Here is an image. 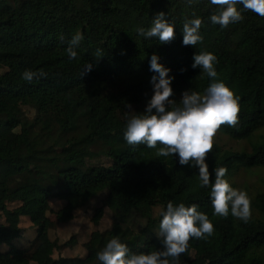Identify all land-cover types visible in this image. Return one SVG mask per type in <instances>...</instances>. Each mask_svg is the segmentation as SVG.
<instances>
[{"label":"trees","instance_id":"16d2710c","mask_svg":"<svg viewBox=\"0 0 264 264\" xmlns=\"http://www.w3.org/2000/svg\"><path fill=\"white\" fill-rule=\"evenodd\" d=\"M217 11L210 0H0V247L10 246L0 250V264H44L74 245L75 238L61 245L50 232L72 222L99 195L104 199L92 220L99 225L108 209L112 226L91 233L84 257L53 264H100L97 253L115 237L130 254L159 250L160 241L151 233L162 217H154V209L185 193L184 204H197L215 231L192 239L179 258L195 252L208 255V264H264V181L250 196L248 223L231 214L217 217L211 188L199 187L198 168L180 165L178 156L157 157L156 149L124 139L128 119L143 113L154 94L155 73L149 69L156 54L171 69L177 106L185 91L204 93L214 82L240 97L238 124L222 126L218 134L246 140L250 150L234 151L216 141L206 161L210 172L226 167L225 178L237 189L236 174L264 168V134L252 141L264 131V17L244 11L241 22L222 29L210 21ZM160 12L176 27L170 44L137 31L150 28ZM195 17L203 20V42L184 46L183 24ZM77 32L83 40L77 58L69 60L65 50ZM197 52L217 57L215 80L192 67ZM89 62L93 69L82 76ZM27 69L47 75L29 83L22 79ZM24 107L36 111L35 121L26 120ZM45 137H56L54 146L46 148ZM97 144L102 153L90 151ZM101 155L108 164L91 163ZM52 199L62 206L55 210ZM133 214L146 220L142 243L129 226ZM24 217L36 226V236L28 247L18 248L13 242L23 234Z\"/></svg>","mask_w":264,"mask_h":264},{"label":"clouds","instance_id":"9594fccd","mask_svg":"<svg viewBox=\"0 0 264 264\" xmlns=\"http://www.w3.org/2000/svg\"><path fill=\"white\" fill-rule=\"evenodd\" d=\"M188 2L191 3L192 0ZM210 3L218 9L210 16V21L222 29L241 22L244 11L264 17V0H210ZM202 24L203 20L199 17L185 21L182 28L184 46H196L203 42L200 34ZM175 28L165 18V14L160 12L150 28H139L137 31L145 38H158L160 44H170L176 38ZM82 40L83 35L77 32L69 41L65 50L69 60L77 58L76 49ZM159 60L156 54L150 59L149 70L155 73L150 81L154 94L143 113H137L128 119L124 139L132 146L146 145L149 149H156L157 157L178 156L180 165L191 164L198 168L199 187L211 188L214 216L227 218L231 214L234 218L248 223L252 216L248 193L234 188L225 178L228 171L226 167L212 170L215 174L213 182L212 172L206 162L214 150L221 127H236L238 124L240 97L225 83L214 82L204 93L185 91L177 106L176 100L172 99L174 77L169 76L171 69L165 68ZM193 60V68H201L204 74L215 80V64L218 61L214 54L197 52ZM92 69L91 62L85 64L82 76ZM46 75L43 70L27 69L22 73V79L31 83ZM198 207L197 204L176 205L168 201L166 210L160 212L162 219L156 234L161 245L159 250L130 254L127 244L115 237L97 253L98 261L100 264H176L179 257L189 249L192 239L202 240L214 235L213 222L207 214L198 211Z\"/></svg>","mask_w":264,"mask_h":264},{"label":"rangeland","instance_id":"374dc122","mask_svg":"<svg viewBox=\"0 0 264 264\" xmlns=\"http://www.w3.org/2000/svg\"><path fill=\"white\" fill-rule=\"evenodd\" d=\"M7 1L14 3V0ZM23 111L27 121H35L36 111L34 109L24 107ZM263 134L264 131L258 133L252 141L257 140ZM51 138L45 137L44 140L47 142L45 145L46 148L50 145L54 146L56 137ZM216 141L220 142V144H223L225 148L234 151H242L244 149L250 150V144L246 140L233 141L227 136L217 134ZM103 150L104 148L100 144H97L90 148V151L95 153H102ZM59 152L61 151L59 150ZM108 162V158L104 155H101V157L94 159V161L91 163L108 164ZM233 181L237 189L246 191L249 197L253 196L262 189V181H264V168H254L252 170L241 171L234 176ZM102 199H104V196L99 195L97 199H94V201L90 205L78 210L75 213L76 218L72 222L67 224H59L50 232L51 239L53 241H58L61 245L68 243L72 238H75L76 243L70 247H64L61 251H56L54 256L51 259L47 260L44 264H53L54 261L61 258L84 257L86 254L84 245L89 239L91 233L96 230L105 231L112 226V212L108 211V209L105 210V215L99 225H95L92 220L95 214V210L102 205ZM186 199L187 193L175 198L172 202L178 205L179 203H184ZM51 204L52 207L57 210L62 206L63 202L57 199H52ZM13 206L14 205H11V207ZM162 210H166V208L163 206L156 207L154 209V217L158 218ZM49 217L52 220H55V216L53 213H50ZM0 222H2V220ZM20 226L23 229V234L19 239L15 240L13 244L18 248H26L28 247L30 241L35 238L37 228L27 217L22 218ZM129 226L139 236V240L136 241L134 239V241H136L137 243H142V241L146 239V236L141 233L142 229H144V227L146 226V220L138 218L135 214H133L130 217ZM158 227L159 223L154 227L151 233L152 236L157 237L156 234L158 231ZM9 248V245H2L0 247V250L6 252ZM208 261V255H198L195 252H192L189 256L179 258L176 264H184L185 262H189L190 264H208Z\"/></svg>","mask_w":264,"mask_h":264}]
</instances>
